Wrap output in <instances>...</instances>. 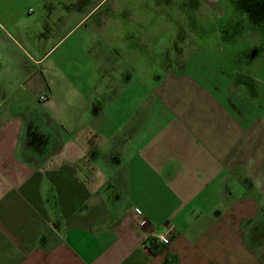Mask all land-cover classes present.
Masks as SVG:
<instances>
[{
	"label": "crops",
	"instance_id": "0c3cea01",
	"mask_svg": "<svg viewBox=\"0 0 264 264\" xmlns=\"http://www.w3.org/2000/svg\"><path fill=\"white\" fill-rule=\"evenodd\" d=\"M57 1L18 0L0 51V264H264V93L107 36L52 58L93 11Z\"/></svg>",
	"mask_w": 264,
	"mask_h": 264
},
{
	"label": "rangeland",
	"instance_id": "374dc122",
	"mask_svg": "<svg viewBox=\"0 0 264 264\" xmlns=\"http://www.w3.org/2000/svg\"><path fill=\"white\" fill-rule=\"evenodd\" d=\"M76 1L83 2L84 7L89 10L93 8V11L72 37L54 52L52 58L65 51L76 38L99 33L100 36L111 38V52L119 50L127 56L129 52L139 53L143 58L141 64L144 70L146 64L150 63L149 55L152 67L158 73L163 72L161 67L166 64L167 56L173 55L175 66H183L195 72L200 65L207 72L204 76L206 80L224 81L223 84L230 85L231 93L238 95V99H241L240 94L244 98L247 91L255 99V106L262 103L264 0H155L156 7L151 6L150 0H144L145 8H150L157 17L165 15L166 22L170 21L175 26L174 36H168L166 46L158 53L154 45L163 39V32L153 33L151 25L156 24L155 19L149 25L142 22L141 15L130 6L134 0ZM36 2L37 0H21L23 4ZM57 2L62 4L66 0ZM17 7L18 0H0V51L11 54L15 60L19 59V55L11 53L13 50L7 47L6 41L8 38H20L18 28L8 21V15L15 12ZM170 8H178L186 18V23L175 19ZM200 18L205 19L206 23H201ZM35 30L32 26L25 28L26 34L34 33ZM23 45L31 51L24 43ZM257 110L264 115V103Z\"/></svg>",
	"mask_w": 264,
	"mask_h": 264
},
{
	"label": "clouds",
	"instance_id": "9594fccd",
	"mask_svg": "<svg viewBox=\"0 0 264 264\" xmlns=\"http://www.w3.org/2000/svg\"><path fill=\"white\" fill-rule=\"evenodd\" d=\"M150 2H151L152 7H156L155 0H150ZM130 6L133 7L137 11V13H139L141 15L142 22L145 23L146 25L151 24V21H153V19L156 20V24L151 25L152 31H153V33L157 32V31L163 32V39H161L158 44H155L154 47H155V50L157 53L162 52L164 47L166 46L165 42L167 41L168 36L169 35L174 36L175 26L170 21L166 22V16L165 15L162 14L159 17H157L156 13L151 11L150 8H145L144 7V0H134V2L131 3ZM169 11L172 13V15L175 19H181L183 22L186 23V18L183 17V14L180 12V10L178 8H175V9L170 8ZM200 19H201V23H206L205 19H203V18H200ZM158 25L160 26L159 28L157 27ZM132 27H135V25H132ZM98 38H101L99 33H92L90 36H85L84 39H85L86 47L88 46V44L91 41H94L95 39H98ZM168 44H170V41H168ZM91 65H92V69H93L91 82L93 84H96L98 77L100 75V73H98L96 71V69L98 68V62L93 60L91 62ZM122 70L123 69L120 68L116 72L113 73V75L117 77V80L120 79V72ZM108 83H109V78L105 77L104 81L100 83V86L98 89H96V91H99V92L104 91L105 86L108 85ZM107 90L110 91L111 89L108 88Z\"/></svg>",
	"mask_w": 264,
	"mask_h": 264
},
{
	"label": "built area",
	"instance_id": "2783aa9c",
	"mask_svg": "<svg viewBox=\"0 0 264 264\" xmlns=\"http://www.w3.org/2000/svg\"><path fill=\"white\" fill-rule=\"evenodd\" d=\"M144 222H145V220H143V223ZM153 238H155L156 242H158L160 244L165 243L169 240V236L167 234H164V233H160Z\"/></svg>",
	"mask_w": 264,
	"mask_h": 264
},
{
	"label": "trees",
	"instance_id": "16d2710c",
	"mask_svg": "<svg viewBox=\"0 0 264 264\" xmlns=\"http://www.w3.org/2000/svg\"><path fill=\"white\" fill-rule=\"evenodd\" d=\"M150 244H149V248L154 252L156 251L160 245L158 244V242H156V239L151 237L149 240Z\"/></svg>",
	"mask_w": 264,
	"mask_h": 264
}]
</instances>
